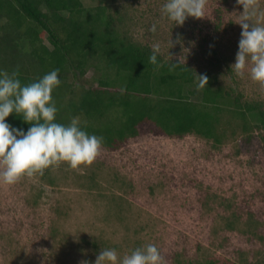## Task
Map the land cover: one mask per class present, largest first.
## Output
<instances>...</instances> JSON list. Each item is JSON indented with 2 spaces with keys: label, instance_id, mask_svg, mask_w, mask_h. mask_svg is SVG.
Here are the masks:
<instances>
[{
  "label": "rangeland",
  "instance_id": "obj_1",
  "mask_svg": "<svg viewBox=\"0 0 264 264\" xmlns=\"http://www.w3.org/2000/svg\"><path fill=\"white\" fill-rule=\"evenodd\" d=\"M107 1L135 42L159 44L163 58L221 74L245 99L264 102V87L231 70L242 31L237 0H207L204 17L182 26L162 15L165 0ZM98 4L83 0L87 13ZM259 4L264 13V0ZM215 8L224 12L218 28ZM257 21L264 24V15ZM6 33L0 28V70L34 76L33 62L10 51ZM95 77L90 68L71 80L90 88ZM225 131L220 144L197 135H143L119 149L101 147L89 166L61 164L0 183V264H94L102 249L123 257L149 243L165 264L263 263L264 129L243 133L233 122Z\"/></svg>",
  "mask_w": 264,
  "mask_h": 264
},
{
  "label": "trees",
  "instance_id": "obj_2",
  "mask_svg": "<svg viewBox=\"0 0 264 264\" xmlns=\"http://www.w3.org/2000/svg\"><path fill=\"white\" fill-rule=\"evenodd\" d=\"M97 1L87 13L83 0H0V20L7 22L0 28L7 30L10 51L25 53L37 69L34 76L19 70L21 83L59 70L61 83L52 92L57 123L79 116L81 127L112 150L143 135H197L220 144L233 122L243 133L264 129V102L245 99L209 69L199 72L160 54L157 65L149 63L152 47L132 40L119 27L123 16L110 12L107 0ZM215 12L218 28L224 12ZM90 68L97 85L75 86L71 79ZM201 74L208 78L203 88ZM6 122L25 133L30 127L15 114Z\"/></svg>",
  "mask_w": 264,
  "mask_h": 264
},
{
  "label": "clouds",
  "instance_id": "obj_3",
  "mask_svg": "<svg viewBox=\"0 0 264 264\" xmlns=\"http://www.w3.org/2000/svg\"><path fill=\"white\" fill-rule=\"evenodd\" d=\"M243 12L238 15L241 38L231 70L238 78L245 73L264 87V24L253 18L264 15L259 0H237ZM207 0H165L161 12L175 26H182L189 17H204ZM150 32L157 31L153 24ZM171 44V41H170ZM172 46V44H171ZM159 44H154L149 63L157 65ZM59 70L54 69L30 84H22L19 70H0V183L14 185L21 178L42 176L45 170L66 164L72 169L91 165L100 153L103 138L89 135L79 116L65 125L56 122L57 106L52 92L60 86ZM205 87L208 78L198 77ZM30 125L25 133L6 122L11 115ZM87 264V262H85ZM94 264H165L155 244H147L119 256L116 249L99 251Z\"/></svg>",
  "mask_w": 264,
  "mask_h": 264
}]
</instances>
